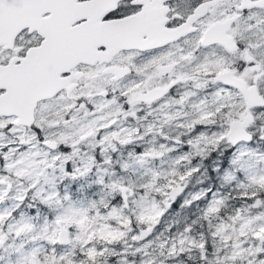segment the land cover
Here are the masks:
<instances>
[{"label": "rangeland", "instance_id": "rangeland-1", "mask_svg": "<svg viewBox=\"0 0 264 264\" xmlns=\"http://www.w3.org/2000/svg\"><path fill=\"white\" fill-rule=\"evenodd\" d=\"M72 105L41 108L33 128L0 121V264H225L264 253V144L225 156L243 108H164L155 114L183 142L154 137L139 153L125 144L124 124L122 134H97L127 116L123 108ZM177 186L186 189L174 202ZM61 228L71 232L67 246Z\"/></svg>", "mask_w": 264, "mask_h": 264}, {"label": "flooded vegetation", "instance_id": "flooded-vegetation-1", "mask_svg": "<svg viewBox=\"0 0 264 264\" xmlns=\"http://www.w3.org/2000/svg\"><path fill=\"white\" fill-rule=\"evenodd\" d=\"M36 1L4 0L2 4L5 33L0 46V81L7 85V80H13L12 74H16L21 78V89L26 92L34 86L35 69L44 54L46 38L40 31L50 30L51 25V31L62 29L66 39V32L72 27L71 18H66V8L70 6L66 0L54 4L65 16L51 24L53 16L47 13V7H43L41 14L33 9ZM94 1L97 0H76L83 5ZM96 3L84 12L87 18L73 27L91 28L89 46L99 59L64 69L59 78L62 89L52 99L36 105L35 124L43 107L72 103L73 111L82 112L123 108L128 115L114 117V124L97 134L99 137L111 131L122 134L125 129L120 130L119 124H124L131 137L125 144L131 143L133 151L141 153L154 137H159L158 143L163 145L177 147L183 142L173 138L172 129L161 124L162 116L155 114L169 112L164 108H243L240 118L229 126L227 140L231 149L225 156L230 160L238 148L264 144V0H98ZM112 23L126 25L120 28L119 37L103 31L105 24ZM123 37L130 42L128 49H120L124 40H119ZM54 44L49 49L55 48ZM18 80L15 82L20 83ZM2 82L0 97L8 93L6 88L1 89ZM124 85L128 89H120ZM1 120L27 128L17 125L20 119L16 116H3ZM236 122L247 124L244 130L251 135L250 142L236 145L230 142L231 127ZM180 152L177 148L167 155ZM261 242L264 243V238ZM225 264H264V253L251 249Z\"/></svg>", "mask_w": 264, "mask_h": 264}, {"label": "water", "instance_id": "water-1", "mask_svg": "<svg viewBox=\"0 0 264 264\" xmlns=\"http://www.w3.org/2000/svg\"><path fill=\"white\" fill-rule=\"evenodd\" d=\"M3 1L4 0H0V46L3 44V34L5 33L2 21V15L4 13V8L2 6ZM23 1L34 2V0ZM56 1L57 0H37L33 9H38L41 14L43 13V7H47V13H51V15L53 16L52 20H50L51 24L55 19H59L61 17L64 18L65 16V12H61L54 7ZM66 1L67 4L70 5H67L68 7L66 8V18H71L70 23L72 27L66 32L68 36L66 37V39H64V33L62 29L51 31V25L50 30H47L48 28H46L40 31V33L46 38V41L44 44V48L42 49L44 54L41 55L42 58L40 59V61L38 60L39 62L34 73V80L33 83L31 82L32 84H34L33 88H30L29 92L21 89V78L16 74H12L14 76V78L12 77L13 80H10V78L7 80V85H4L3 82L0 81L2 82L1 89L6 88L8 91V93L4 97H0V117L16 116L20 119L19 123L17 124L18 126L31 128L35 124L36 105L41 101L52 99L62 89L59 78L64 69L69 70L76 67L80 63H90L99 59L97 56H94V49L89 46L90 43L88 42V34H90L89 30L91 28H84V26H78L75 28L73 27V25L77 21L83 18H87V15L84 12L88 8V6L97 4L96 2L98 0L84 5L77 4L76 0ZM24 8L26 9V6H24ZM99 17H101V15H99ZM97 19L99 20V18ZM125 26L126 25L124 23H120V25L113 23L105 24L103 26V31L105 34L108 33L109 35H111V37H119V33L122 32L120 28ZM119 41H122L124 44L120 47V49L129 48L128 44L130 42L128 40H125L124 37ZM52 42H55V48L49 49V46L50 44H52ZM8 77H10V75ZM15 77L20 80V83L15 82ZM246 126L247 124H241L238 122L233 123L229 134V140L232 144L236 145L241 141H251V135L247 134L244 130ZM47 146L51 150L57 149V144L55 142H48ZM184 191V187L174 188L171 192L172 200L174 201L175 199H177ZM127 193L128 191L126 189L122 191V200L125 204V208L129 209ZM159 225L160 221L158 220L149 229H146L144 231L142 230L138 242L146 241L148 238H150ZM70 242L71 232L68 229L61 228L58 244L60 246H67L70 244Z\"/></svg>", "mask_w": 264, "mask_h": 264}, {"label": "trees", "instance_id": "trees-1", "mask_svg": "<svg viewBox=\"0 0 264 264\" xmlns=\"http://www.w3.org/2000/svg\"><path fill=\"white\" fill-rule=\"evenodd\" d=\"M122 198V197H121Z\"/></svg>", "mask_w": 264, "mask_h": 264}]
</instances>
